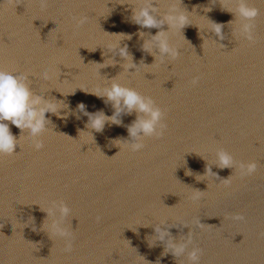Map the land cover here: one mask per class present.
I'll use <instances>...</instances> for the list:
<instances>
[{
    "label": "water",
    "instance_id": "water-1",
    "mask_svg": "<svg viewBox=\"0 0 264 264\" xmlns=\"http://www.w3.org/2000/svg\"><path fill=\"white\" fill-rule=\"evenodd\" d=\"M122 2L0 0V69L28 75L33 92L62 101L67 108L61 112L68 113L67 119L45 114L50 124L36 137L40 150L9 122L21 139L17 153L0 156V264H187L186 255H162V242L149 246L153 226L162 223L176 226L168 230L177 239L190 230L189 250H202L199 264H264V0H247L258 9L251 21L254 43L234 33L241 22L227 11H234L233 0H181V8L196 12L182 34L169 31L179 55L163 63L142 49L159 29L131 22L130 6L139 0ZM172 2L179 4L159 0L160 13ZM82 17L85 22L77 24ZM212 22L223 25V40L209 31ZM108 33L131 37L121 47L127 45L135 71L123 70L130 61L107 52L108 44L124 39ZM108 57L116 63L95 65ZM42 68L52 74L47 81L40 78ZM115 77L164 113L163 135L144 138L136 152L126 144L118 152L111 143L129 139L135 111L122 113L120 125L106 123L95 132L76 109L83 103L89 113L110 116L111 102L81 89L107 86ZM80 130L93 139L79 136ZM220 149L236 164L256 161L257 171L240 177L235 169L212 165L216 178L200 177ZM197 190L202 195L191 199ZM61 201L68 216L46 218L40 208ZM237 214L244 220H233ZM53 220L71 232L70 251L49 232Z\"/></svg>",
    "mask_w": 264,
    "mask_h": 264
},
{
    "label": "clouds",
    "instance_id": "clouds-1",
    "mask_svg": "<svg viewBox=\"0 0 264 264\" xmlns=\"http://www.w3.org/2000/svg\"><path fill=\"white\" fill-rule=\"evenodd\" d=\"M46 2L47 0H41L42 4ZM123 2H125V0H123ZM127 3L129 4V0H127ZM158 3L159 0H139L138 7L129 5L131 8L130 20L141 28L159 29L155 35H150L148 39L143 41L142 49L154 56L155 62L158 60L163 63L165 60H174L179 55V50L169 43V31L179 30L182 34L181 30L185 26L192 24L189 21V14L196 12V10L193 8L191 12H188L183 7L181 8V0H179V4L172 2L169 4L166 11L160 13ZM233 3L234 11H227L231 12L234 17L241 22L238 30L234 33L249 43H254L256 37L254 34V25L251 21H253L258 15V9L249 7L247 0H233ZM204 11H210V8H205ZM85 19L86 18L84 17L80 18L77 21V24L84 23ZM163 25H167V30L163 29ZM212 25L214 27H210L209 31L214 33L219 40H223L225 38L222 34L223 25L214 22H212ZM109 35L124 37V39H120L118 44H108L106 46L107 52H111L113 55L118 54L123 61H130L121 65L123 70L128 71L129 69H134L135 71L137 65L132 62V57L127 51V45L121 47V41L131 39V37L125 34ZM139 35L143 37L145 33L141 32ZM205 40L206 39H204V41ZM220 45L223 47L222 44ZM154 52L155 55L153 54ZM115 63L116 61L112 57H108L103 63H96L95 65L101 69ZM39 75L40 78L45 81L49 80L52 76L47 68H42ZM109 82L110 83L107 86L94 88L91 91H85L79 88L98 98H104L106 103L111 102L113 108L112 114L107 116L103 111L89 113L86 111V106L83 103H78L76 109L88 117L85 127L94 130L95 132H102L106 123L109 125H120V116L122 113L131 114L135 111L137 113L136 119L127 126L129 139H115L111 142L114 146L119 147L118 152L121 151V146L125 144L130 151H139L144 147V138L161 137L166 128V125L163 122L164 113L155 105L152 98L141 95L134 88L121 85L117 82L116 77ZM196 83L197 78H193L192 84L195 85ZM74 92L75 90L71 93L74 94ZM65 108H67V105L62 101L55 98L45 99L42 94L33 92L29 86L28 75L14 74L0 69V156H12L17 153L14 149L19 148L21 134L18 138L15 137L10 131L9 122L11 125L20 129L21 133H26L27 138H30L31 145L35 150H40L43 147V144L39 139H36V137L44 132L50 124V120L46 119L45 114L50 113L58 118L67 119L68 113L61 112V109ZM78 118L79 117H77V119ZM51 131H53L52 128ZM81 133H90V136L93 139L90 131L80 130L79 136ZM117 153H115V155ZM212 165H215L218 168L235 169L240 177L251 176L258 168V163L254 160L247 163L236 164L233 156L229 152L220 149L216 152L215 162L212 164L208 163L204 175L199 176H212L216 178V174L211 171ZM185 174L190 175L191 173L186 172ZM229 177L223 179L225 185L230 183ZM202 193V191L197 190L190 198L193 200L199 199ZM40 209L47 214L46 218L58 212L61 220L67 217L70 212L69 207L63 201L53 202L52 207L48 210ZM232 219L242 221L244 220V216L242 214H237L234 215ZM24 226L26 225L24 224ZM43 227L44 223L41 225V230H43ZM171 227L176 226H165L163 223L161 225L153 226L155 235L149 240V246L151 247L157 241L162 242L164 245V253H162V255L171 253L176 260L186 255L187 264H199L202 250L196 246L191 247L189 250V245L193 243L190 230L186 236L184 235L183 238L177 239L170 234L168 229ZM181 227L187 226L183 225ZM33 230H35L34 227ZM49 232L64 240L65 251L71 250L72 234L62 225L60 220H53L51 222ZM46 233L48 234V232ZM129 243L130 242L128 241V245ZM140 257L145 261L144 257ZM156 264H159V261H157Z\"/></svg>",
    "mask_w": 264,
    "mask_h": 264
}]
</instances>
